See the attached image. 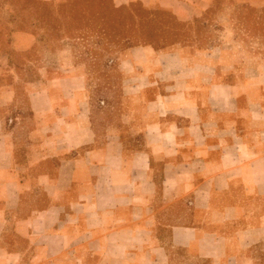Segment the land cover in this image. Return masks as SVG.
Wrapping results in <instances>:
<instances>
[{"label":"crops","instance_id":"1","mask_svg":"<svg viewBox=\"0 0 264 264\" xmlns=\"http://www.w3.org/2000/svg\"><path fill=\"white\" fill-rule=\"evenodd\" d=\"M215 1L113 3L188 22ZM229 7L263 24L264 0ZM237 35L127 48V111L105 123L82 67L32 54V31L0 28V264H165L168 247L208 264L264 263V52Z\"/></svg>","mask_w":264,"mask_h":264},{"label":"rangeland","instance_id":"2","mask_svg":"<svg viewBox=\"0 0 264 264\" xmlns=\"http://www.w3.org/2000/svg\"><path fill=\"white\" fill-rule=\"evenodd\" d=\"M231 1L218 0L202 18L180 22L170 12L147 10L140 4L114 10L111 0H64L61 3L0 0V28L5 34L13 30L32 31L41 43L32 54L43 52L47 61L82 67L87 77L92 112L96 119L110 114L112 119L107 117V123L115 115L119 118L127 111L125 93L120 85L123 75L118 66V58L128 48L129 39L126 38L132 39L131 44L156 48L175 43L193 48L223 43L224 33L232 27L238 33L235 41L240 45L247 49L260 47V52H264V20L260 26L252 24L259 11L242 7L237 20L238 8L228 9ZM233 9H236L234 13ZM242 15L248 19V28L240 21ZM56 72L52 70L50 75ZM35 76V71L30 69L25 79ZM167 255L165 264H208L185 248L180 252L168 247Z\"/></svg>","mask_w":264,"mask_h":264},{"label":"trees","instance_id":"3","mask_svg":"<svg viewBox=\"0 0 264 264\" xmlns=\"http://www.w3.org/2000/svg\"><path fill=\"white\" fill-rule=\"evenodd\" d=\"M67 1H69V0H67ZM218 0H216L215 1V3L217 2ZM133 4H139V3H133ZM133 4H131V5H133ZM111 5H112V7L114 8V10H119V9H122V8H127V7H129V6H124V7H116L115 5H114V3H113V0H111ZM130 5V6H131ZM142 6V5H141ZM147 10H151V11H159V10H161V9H147ZM162 11V10H161ZM136 17H139V15L138 14H136ZM141 19V18H140ZM195 20H197V19H195ZM37 21V20H36ZM120 24H122V22H120ZM103 30V32L102 33H104V28L102 29ZM117 39V38H116ZM119 39V38H118ZM126 39H129L128 40V48L129 47H132V46H135V45H137V44H131V41H132V39L131 38H126ZM177 250H179L180 252L183 250V248H177Z\"/></svg>","mask_w":264,"mask_h":264}]
</instances>
